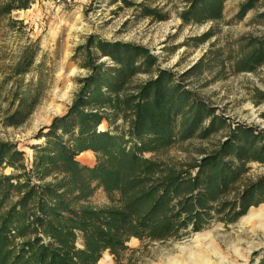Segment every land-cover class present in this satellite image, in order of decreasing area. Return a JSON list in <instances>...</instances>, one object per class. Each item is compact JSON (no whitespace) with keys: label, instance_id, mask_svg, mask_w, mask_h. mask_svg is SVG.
<instances>
[{"label":"trees","instance_id":"trees-1","mask_svg":"<svg viewBox=\"0 0 264 264\" xmlns=\"http://www.w3.org/2000/svg\"><path fill=\"white\" fill-rule=\"evenodd\" d=\"M225 1L188 0L182 24L219 20ZM259 1L241 0L236 17ZM34 2L0 0L1 38L27 33L14 13ZM240 42L230 58L235 72L264 65V35ZM41 51L28 36L3 71L4 127L24 124L46 95L52 71L46 57L39 61ZM220 56L217 50L212 59ZM73 59L86 73L75 78L67 111L36 134L43 141L33 146L31 163L16 143L0 140V169H13L0 174V264H98L106 251L119 256L131 238H180L214 220L233 223L264 202V175L244 181L250 163L264 164V129L233 126L190 87L188 80L204 73V60L178 75L147 46L96 34L76 47ZM219 133L224 137L199 158L153 156ZM85 151L95 154L94 165L78 160ZM98 190L107 203L92 202Z\"/></svg>","mask_w":264,"mask_h":264},{"label":"rangeland","instance_id":"rangeland-1","mask_svg":"<svg viewBox=\"0 0 264 264\" xmlns=\"http://www.w3.org/2000/svg\"><path fill=\"white\" fill-rule=\"evenodd\" d=\"M130 2L132 6L127 4ZM240 2L226 0L219 20L184 25L179 15L188 5V0H35L30 9L14 13L28 25L27 33L22 37H0V80L5 67L14 61L18 48L29 36L40 44L39 61L46 57V64L51 68L49 88L24 124L19 127L0 124V140L16 143L31 163L33 146L43 141V138H36V134L55 116L67 111L78 86L75 78L86 73L73 55L76 47L83 44L90 34L106 40L145 45L159 56L162 68L172 69L178 75L204 60V73L189 79L190 87L215 106L217 112L227 117L233 126L243 123L264 129L261 115L264 112V100L261 101L264 65L251 72H235L230 60L231 56L239 53L241 38L264 35V0H260L242 19L236 17ZM145 7L154 13L146 16L143 13ZM217 50L221 55L218 63L212 59ZM147 77L143 74L139 78ZM106 127V124L102 125V128ZM223 137L224 134L219 133L209 140H188L176 144L167 154L153 156H170L176 161L199 158L202 148L212 149ZM77 158L87 165L96 163L92 151L91 156L85 151ZM2 172L10 174L13 169H0V174ZM262 175L264 164L252 162L244 181L255 180ZM91 200L97 205L108 202L102 190H98ZM263 206L264 202L251 207L233 223L214 220L202 230L180 238L166 241L131 238L127 242L128 248L119 256L106 251L98 264H178L180 261L186 264L188 252L195 249L212 256L213 264H258L264 256V212L256 219L252 218L254 216L251 219L249 214ZM212 248L224 261L215 257Z\"/></svg>","mask_w":264,"mask_h":264},{"label":"bare ground","instance_id":"bare-ground-1","mask_svg":"<svg viewBox=\"0 0 264 264\" xmlns=\"http://www.w3.org/2000/svg\"><path fill=\"white\" fill-rule=\"evenodd\" d=\"M88 154H90L91 156V151H87ZM259 212V213H257ZM261 212H264V206L261 207L260 209L256 210V211H252L250 214H249V217L251 218L252 217L253 219H256V218H259ZM249 218V219H250ZM251 218V219H252ZM202 234V233H201ZM200 236V235H199ZM205 236V235H204ZM195 238V237H194ZM202 238V237H201ZM196 239V238H195ZM194 242V241H193ZM197 243V242H196ZM199 245V244H198ZM188 247V246H187ZM200 247V246H199ZM212 247V246H211ZM198 249V247H197ZM188 250V248H187ZM196 250V249H195ZM189 251L188 252V257H187V260H188V263L186 264H213L214 263V260H212V256L208 255L205 253V251ZM183 252H185L183 249H182ZM211 252L215 255V257L217 259H219V261H222L223 260V257L219 254V252L215 249L212 248ZM208 253V252H207ZM236 253H238V251L236 250ZM108 256V255H106ZM108 259V258H107ZM175 260V258H173ZM177 259V258H176ZM105 260V259H104ZM182 260V259H181ZM179 261V260H178ZM177 261V262H178ZM186 261V260H185ZM216 261V260H215ZM224 261V260H223ZM169 262V261H168ZM175 262V261H174ZM173 262V263H174ZM187 262V261H186ZM217 262V261H216ZM215 262V263H216ZM108 263H112L111 261H109ZM171 263V261L169 262ZM101 264H104L103 262ZM176 264V263H175ZM178 264H185V262H178ZM219 264V263H218Z\"/></svg>","mask_w":264,"mask_h":264}]
</instances>
